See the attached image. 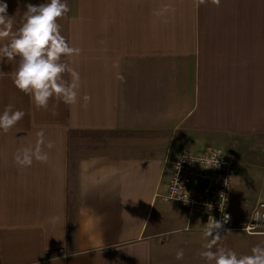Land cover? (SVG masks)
<instances>
[{
	"label": "crops",
	"instance_id": "0c3cea01",
	"mask_svg": "<svg viewBox=\"0 0 264 264\" xmlns=\"http://www.w3.org/2000/svg\"><path fill=\"white\" fill-rule=\"evenodd\" d=\"M40 2L6 0L13 30ZM67 5L60 31L79 53L61 60L79 73L75 103L36 108L12 83L18 58L0 63V112L25 113L0 132V264H208L204 216L160 195L180 151L215 146L235 157L234 221L264 201V0ZM41 131L47 159L19 166ZM79 132L98 142L72 152ZM220 232L217 246L238 255L264 242Z\"/></svg>",
	"mask_w": 264,
	"mask_h": 264
},
{
	"label": "clouds",
	"instance_id": "9594fccd",
	"mask_svg": "<svg viewBox=\"0 0 264 264\" xmlns=\"http://www.w3.org/2000/svg\"><path fill=\"white\" fill-rule=\"evenodd\" d=\"M6 0H0V63L18 58L15 71L11 73L14 87L29 96L36 108H46L49 99L53 98L65 104L75 103L79 88V73L62 62L61 57H71L79 53V49L71 47L61 34L58 19L69 11L67 0H44L38 4L28 3L24 11L23 23L13 30V18L7 12ZM70 74V81L63 79V73ZM85 100L88 97L84 98ZM22 110H12L6 106L0 112V132L6 133L24 117ZM35 146L18 149L14 155L15 162L21 167L30 166L33 159L45 161L47 154L42 151L43 132L37 133ZM189 156V155H188ZM203 156L201 160L206 168L218 166L217 157ZM190 157V156H189ZM183 159V158H181ZM191 159V157H190ZM192 160V159H191ZM201 164V163H200ZM177 169L180 163L176 164ZM175 188L172 194H175ZM172 198L166 196L165 199ZM264 208V205H261ZM257 224L264 222V212L256 210L253 216ZM229 216L224 214L223 221ZM222 223L214 220L207 222L203 236L207 241L200 253L208 264H264V242L252 247L251 253L238 255L235 251L219 247ZM249 234L252 231L249 229ZM213 246H217L213 251ZM182 250L177 251L176 259L183 257Z\"/></svg>",
	"mask_w": 264,
	"mask_h": 264
},
{
	"label": "built area",
	"instance_id": "2783aa9c",
	"mask_svg": "<svg viewBox=\"0 0 264 264\" xmlns=\"http://www.w3.org/2000/svg\"><path fill=\"white\" fill-rule=\"evenodd\" d=\"M213 153L219 155L218 166L206 168L201 157L211 156ZM177 163H180L179 169L176 167ZM235 163L234 155L221 147L209 146L199 152L182 150L175 158L165 191L160 198L164 203L178 206L190 214H202L205 227L207 222L214 219L222 223L220 231H242L248 235L264 233V222L257 224L258 221L253 219L256 210L264 212L261 207L264 201L255 205L245 222L234 221L230 210V197L235 179ZM197 180H203L204 185L198 187ZM173 188L176 190L175 194H172ZM166 196L172 198L166 200ZM224 214L229 216L227 222L223 221ZM249 229L252 234H249Z\"/></svg>",
	"mask_w": 264,
	"mask_h": 264
},
{
	"label": "rangeland",
	"instance_id": "374dc122",
	"mask_svg": "<svg viewBox=\"0 0 264 264\" xmlns=\"http://www.w3.org/2000/svg\"><path fill=\"white\" fill-rule=\"evenodd\" d=\"M96 135L97 134L88 132L77 133L75 136V142L72 145V152L76 150L81 153L87 151L90 146H94L95 143L98 142ZM101 142L103 143L104 141L101 140ZM258 152L264 160V140L261 142Z\"/></svg>",
	"mask_w": 264,
	"mask_h": 264
}]
</instances>
